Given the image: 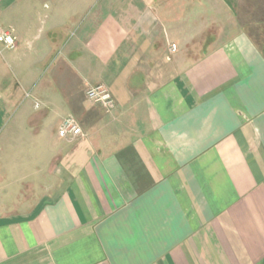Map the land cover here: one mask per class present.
Masks as SVG:
<instances>
[{
    "label": "crops",
    "instance_id": "obj_1",
    "mask_svg": "<svg viewBox=\"0 0 264 264\" xmlns=\"http://www.w3.org/2000/svg\"><path fill=\"white\" fill-rule=\"evenodd\" d=\"M7 30L0 264H264V0H0ZM89 85L114 108L60 137ZM10 127L54 148L46 173L9 178Z\"/></svg>",
    "mask_w": 264,
    "mask_h": 264
},
{
    "label": "rangeland",
    "instance_id": "obj_2",
    "mask_svg": "<svg viewBox=\"0 0 264 264\" xmlns=\"http://www.w3.org/2000/svg\"><path fill=\"white\" fill-rule=\"evenodd\" d=\"M247 0H245L246 2ZM242 5H244V2H242ZM6 20V19H5ZM9 31V30H7ZM4 31V32H7ZM3 33V32H2ZM69 34H71V31H69ZM44 69V64L41 65V68L39 70ZM52 69V68H51ZM97 85L87 86L86 88H82L81 91L77 90L76 93L71 96V100H73L72 106L74 107L73 112L67 108V106L60 105V109L56 112V115L52 114L51 112V118H50V124H53L55 122H58L59 118H63L64 120L68 117H75L78 121H82L85 118V112L83 110H80V106L83 102H88V104H93L91 101H89L86 97V92L89 88L95 87ZM66 90H68V86H63ZM72 87V86H69ZM73 88V87H72ZM78 89V87H77ZM23 99V100H22ZM22 100V101H21ZM22 103H25L26 106L21 114V119L25 121L26 119H30V114L34 113L29 105L31 104V101L29 99H26L24 95H20V99ZM97 106V105H96ZM44 110L41 109L39 111H36L35 114L39 116L41 112ZM102 112H104L101 109ZM55 113V112H54ZM58 116V117H57ZM56 125V123L54 124ZM6 128H3L0 130V133H2L3 130ZM10 129L7 128L6 135L13 136L12 138H8L5 140L4 144V157L1 158L3 168L9 169L8 172H10V169H17L19 167V175L12 176L9 175V178H23L31 177L30 175H34L33 177L37 178L35 175L36 168H42L44 170V173H46V170L49 169V161L47 159H42L40 156L41 154L45 153H52L53 147L49 143L40 142L38 140H35V137L31 136L33 133L32 131H28L27 128H17L15 131H12L13 134H10ZM11 132V133H12ZM6 143V144H5ZM48 144V146L46 145ZM48 150V151H47ZM18 166V167H17ZM42 176L39 177V181H41Z\"/></svg>",
    "mask_w": 264,
    "mask_h": 264
},
{
    "label": "built area",
    "instance_id": "obj_3",
    "mask_svg": "<svg viewBox=\"0 0 264 264\" xmlns=\"http://www.w3.org/2000/svg\"><path fill=\"white\" fill-rule=\"evenodd\" d=\"M0 43L7 50H14L16 47V40L11 31L0 34ZM176 47L172 46V50ZM86 97L93 104L100 107L104 113H109L115 106V101L110 95L108 89L103 85L91 87L86 92ZM83 135L82 129L78 122L73 117L66 118L59 129V136L62 138L80 137Z\"/></svg>",
    "mask_w": 264,
    "mask_h": 264
}]
</instances>
